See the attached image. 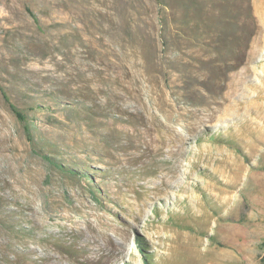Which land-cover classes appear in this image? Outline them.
Returning a JSON list of instances; mask_svg holds the SVG:
<instances>
[{
    "label": "rangeland",
    "instance_id": "1",
    "mask_svg": "<svg viewBox=\"0 0 264 264\" xmlns=\"http://www.w3.org/2000/svg\"><path fill=\"white\" fill-rule=\"evenodd\" d=\"M250 1L254 20L248 0H0V86L34 124L33 143L0 91V264H262L264 0ZM190 4L255 27L226 83L208 59L235 43L181 34Z\"/></svg>",
    "mask_w": 264,
    "mask_h": 264
},
{
    "label": "trees",
    "instance_id": "2",
    "mask_svg": "<svg viewBox=\"0 0 264 264\" xmlns=\"http://www.w3.org/2000/svg\"><path fill=\"white\" fill-rule=\"evenodd\" d=\"M208 3V2H207ZM236 5V4H234ZM245 4H241V7L239 6V10L244 8ZM250 12L251 18L254 20L253 14H252V4L251 1L248 0V4H246ZM197 7V8H195ZM232 7V6H231ZM228 4H221L218 7V12L214 16L208 12V4H200L198 6L190 4V6L186 5L187 11L190 12L191 8L195 10L196 14L198 13L199 20L197 22L193 21H182L180 23V33L181 34H189L190 30H206L209 28V26L212 27L210 30L214 37L220 38L223 41L226 42L230 41L231 38L233 39V43H235L234 46V54L232 58H228L226 54H224L222 51H220L218 48L214 50V54L216 58H209L208 63L211 66V72L212 74L215 73L217 77L214 79L222 81L224 83L228 82V77L231 73L239 70L241 67L244 66L246 59H247V53L250 47V43L255 36L256 30L251 27V24H248L246 21H243L241 18V14L238 12L237 14L235 11L231 9ZM158 23L160 26V40L161 44L164 48L169 47L170 43V27L171 22L169 20L168 14H167V8L161 7L159 11L158 16ZM254 25V23H253ZM209 48L213 49L212 46ZM183 75H186L187 72H180ZM188 75V74H187ZM213 80V79H212ZM0 91L2 92L5 100L9 103V106L11 110L15 113V115L18 117V119L21 122H26V133L31 142L34 143V136L32 131L33 123L27 122V117L18 109V107L11 103L10 97L6 93L5 89L0 86ZM48 160L52 161L51 157H46ZM144 263L149 264L148 258L144 256ZM262 264H264V257L262 258Z\"/></svg>",
    "mask_w": 264,
    "mask_h": 264
}]
</instances>
